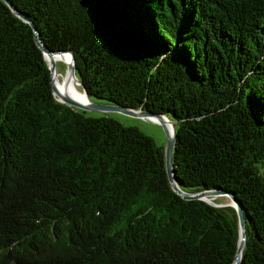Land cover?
<instances>
[{"label":"trees","instance_id":"trees-1","mask_svg":"<svg viewBox=\"0 0 264 264\" xmlns=\"http://www.w3.org/2000/svg\"><path fill=\"white\" fill-rule=\"evenodd\" d=\"M8 1L89 100L174 122L175 184L230 192L239 264H264V0ZM88 112L0 0V264H233L234 209L181 198L162 147Z\"/></svg>","mask_w":264,"mask_h":264},{"label":"water","instance_id":"water-1","mask_svg":"<svg viewBox=\"0 0 264 264\" xmlns=\"http://www.w3.org/2000/svg\"><path fill=\"white\" fill-rule=\"evenodd\" d=\"M11 10L13 14H15L17 17L21 18L23 21L27 22L33 31V39L35 41V44L37 47L40 49L43 59L45 60L47 64V68L49 71V85H50V90L52 95L56 97V100L60 103H63L67 106H71L77 109H80L82 111H89V112H95V113H107L109 111H116L128 116H134V117H141V118H147L149 120L155 121L158 124H160L163 128L164 134H165V145L163 146V158H164V168H165V173L166 177L169 183L170 188L178 194L181 198L183 199H201V200H211L215 196H221L224 195L227 197L230 201V206L234 209L235 214H236V219H237V226H238V232H239V238L237 241L236 245V250L235 254L233 257V264H239L240 260V254L241 250L243 247V242H244V219H243V214L241 211L240 206L232 196L230 192L227 191H222V190H203L199 192H184L182 191L174 182L173 180V175H172V169H171V153H172V147H173V121H170L165 115L163 114H158V113H153L149 112L143 109H132L128 107H123V106H117L114 104H109L105 102H96V101H91L88 99L85 90L81 86L80 82L76 79L74 75V63H73V56L70 51H50L47 48H45L41 42L38 39L37 33L35 31V28L31 24V22L26 19L25 17L21 16L15 8L9 3L8 0H2ZM65 54L68 57V64L61 62L64 64V73L63 75H68L72 79L75 80L76 85L80 88L79 89L82 92V97L81 99H74L70 97L68 94L65 92L58 91L56 86H55V81L57 80V76L59 73L57 72V61L53 59V56L55 55H63ZM47 59V60H46ZM60 76V75H59ZM65 80V79H64ZM63 80V81H64ZM155 119V120H153ZM165 121L169 123V129L165 125Z\"/></svg>","mask_w":264,"mask_h":264},{"label":"rangeland","instance_id":"rangeland-1","mask_svg":"<svg viewBox=\"0 0 264 264\" xmlns=\"http://www.w3.org/2000/svg\"><path fill=\"white\" fill-rule=\"evenodd\" d=\"M56 66H57V72H59V75H60V76L58 75V79L61 80V77H62L61 75H63L64 73V64H62L60 61H57ZM91 101H95V100H91ZM96 102H99V101H96ZM94 113L88 112L86 113V115H89V116L90 115L98 116L100 114L107 115L109 117H112L118 120L123 125L137 127L142 133L150 136L157 146L163 148V146L165 145V134H164L163 128L160 124H158L155 121L149 120L147 118L128 116V115H125V114H122L116 111H109L107 113H96V114ZM217 198L223 199V200L216 203V205H230L231 204L229 199L225 196H215L211 200H214ZM211 200L209 199L208 201L211 203Z\"/></svg>","mask_w":264,"mask_h":264},{"label":"bare ground","instance_id":"bare-ground-1","mask_svg":"<svg viewBox=\"0 0 264 264\" xmlns=\"http://www.w3.org/2000/svg\"><path fill=\"white\" fill-rule=\"evenodd\" d=\"M53 59L55 61H60V62H64L68 64V57L63 54V55H55L53 56ZM47 60V59H46ZM59 73V72H58ZM61 80H59L57 78V80L55 81V86L57 88L58 91H63L66 94H68L70 97L74 98V99H81L83 98L82 96V92L77 89V85L75 83V80L72 79L70 76L68 77V75H61ZM58 77V76H57ZM65 79V80H64ZM64 80V81H63ZM155 120V119H153ZM165 125L166 127L169 129V123L165 121ZM170 130V129H169Z\"/></svg>","mask_w":264,"mask_h":264}]
</instances>
